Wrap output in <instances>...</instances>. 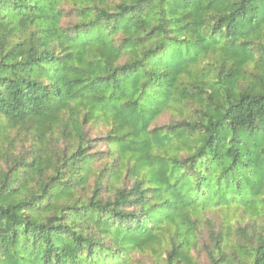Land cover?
<instances>
[{
    "label": "trees",
    "instance_id": "1",
    "mask_svg": "<svg viewBox=\"0 0 264 264\" xmlns=\"http://www.w3.org/2000/svg\"><path fill=\"white\" fill-rule=\"evenodd\" d=\"M213 207L264 264V0H0V264H200Z\"/></svg>",
    "mask_w": 264,
    "mask_h": 264
},
{
    "label": "rangeland",
    "instance_id": "2",
    "mask_svg": "<svg viewBox=\"0 0 264 264\" xmlns=\"http://www.w3.org/2000/svg\"><path fill=\"white\" fill-rule=\"evenodd\" d=\"M67 21L68 20H65L64 23L66 24ZM167 121H168V116L163 115L158 122L163 123ZM233 214H234V210H230L229 216L233 217ZM224 217L225 216L223 210H221L220 208L213 207V211H209V213L206 215L208 221L200 222L201 225L199 226V230L197 231V234H194V237L190 235V232L187 231V227L183 223H181L180 229L183 236L186 239H191L192 241L194 240L195 242L196 247L192 248L191 255H193L200 264H209L208 257L203 250V244L207 242V237H208L207 226H210L208 225V223L218 225L220 223V220H222ZM138 260H141L144 264H155L153 260V256L149 252L144 254L142 253L136 254L134 258V262Z\"/></svg>",
    "mask_w": 264,
    "mask_h": 264
}]
</instances>
